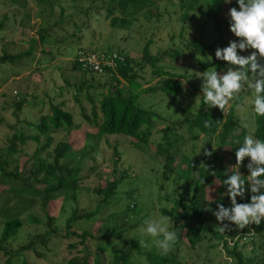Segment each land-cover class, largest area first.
Returning a JSON list of instances; mask_svg holds the SVG:
<instances>
[{"label": "rangeland", "instance_id": "374dc122", "mask_svg": "<svg viewBox=\"0 0 264 264\" xmlns=\"http://www.w3.org/2000/svg\"><path fill=\"white\" fill-rule=\"evenodd\" d=\"M90 1L77 0L75 2L79 6L74 7L72 0H59L60 3H58L64 7L63 16L70 15L71 19L70 24L66 22L60 24L61 27L58 30L61 34V42L52 48L50 54H43L38 48L40 51H34L31 56L22 57L13 63L0 64V150L7 147L9 138L15 132L24 135L36 133L31 125L38 122L42 108L45 112L49 98L60 100L56 94L60 87L63 88L61 98L65 99V107L74 114L76 122L81 120L78 115L79 105L89 112L92 103L83 99L79 105H76L72 97L75 91L73 83L79 82L78 71L74 70L72 65L76 49L80 46L100 50L109 47L113 50L121 49L132 59L140 58L141 51L148 41H150L149 50L152 54L168 48H177L181 50V53L172 56L176 57L174 60L165 57L162 67L187 76L182 78L183 87L177 96L141 94V105L152 107L162 117L155 122L149 146L144 147L143 150L131 146L129 137L122 134L103 137L88 135L86 133L92 131L82 122L71 130L73 134L64 130L59 135H55L54 141L67 140L69 137L76 138L73 153L78 155L85 152L87 155L80 162L79 174L82 178L78 181L79 189L74 192L66 190L55 194L57 200L54 211L55 224L59 227V231L51 233L50 241L48 240L45 246L42 245L40 237H44L48 228L45 226L39 201H35L31 208L23 212L21 217L24 224L17 235L8 240L6 246L13 251L33 241L34 249L14 255H6L0 251V264H24V260L25 264H73L72 259L81 261L83 258L92 264L95 257L99 260V264H121V260L114 262L112 252L115 250L124 254L125 241L129 238L143 241L142 246L145 249L160 250L153 243L155 238L143 232L144 220L148 218H166L165 226L169 231L176 232L178 236L171 251L179 256L178 259L182 264H230L231 260L226 256L224 241H227L230 248L237 242V247L242 250L246 259L250 260L249 264H263L260 259L259 239L253 236L251 230L243 232V229L249 228L251 224L240 229L234 223L225 220L223 224L228 227L224 232L220 230L222 224L217 221L213 212L218 210V204L226 208L231 207L230 198L225 195L226 191L216 202L213 201L203 208V213L206 215L205 227L209 230L202 233V240L195 246H190L184 238L176 219L161 213L162 208L171 209L174 201L179 200L180 197L187 199L190 196L192 184L177 173L180 161L182 156H186L195 166H200L203 150L207 144V135L199 128H192L191 134L180 122L192 116L190 113L197 109L202 99L198 98L196 102L197 96H202L203 81L198 76L209 68L213 70L209 61L214 51L213 53L194 51L188 43L192 38L201 37L203 41L218 44L221 48L219 42L227 39V35L216 32L212 19L206 18L208 20L206 23L207 21L202 19V13L198 11L189 10V19L186 22L182 21L180 18L182 10L178 6V0H158V9H152V13H156V16L137 17L131 29L113 28L109 21L104 19L102 10L98 16L94 18L92 16L88 21L78 17V9L86 8ZM230 2H235L239 10L237 0H230ZM27 3L25 8H21L17 5L4 4L0 0V20L4 19L3 29L0 30V56L3 53L15 54L29 49L28 39L36 35L37 26L31 28V25H36L32 11L36 10L37 5L32 0H27ZM27 9H31L32 16L30 14L29 23L23 24L24 12ZM59 11L56 8L57 19L60 16ZM94 11L95 9L92 10ZM55 31L57 30L54 29L53 33ZM253 51L255 50L247 48L240 50L238 55L247 57ZM200 61H208V63L201 66ZM132 66L137 80L142 82L144 87L153 82L154 79L147 65L141 67L133 64ZM15 79L21 83L16 84ZM66 81L69 85H66ZM104 81L106 77L98 75L93 77V83L97 88H101V83ZM19 93L28 94L26 97L29 102L16 115L13 103L18 99ZM239 96L242 97L241 105H243V107H237L239 123L246 129L247 135L255 138L252 93L246 89L236 99ZM41 99L44 101L43 104L40 103ZM245 124L247 127H244ZM161 128L166 129L167 135L171 133V138L181 145L179 152L174 153L171 163L167 157L162 158L156 152L157 144L164 135L160 131ZM195 134H197L195 139H188L190 135ZM176 135L181 136V139H176ZM168 137L165 135V143L170 141ZM18 148L21 150L16 155V161L8 163L6 169L8 172H14V167L17 165L18 173L26 177L33 163L31 155L36 145L27 142L24 146L18 144ZM47 161L50 162V159ZM235 165V155H231L225 172ZM192 171L196 174L195 170ZM115 178L120 180L113 195L115 200L110 205L104 206L94 218L78 220L71 225L72 231L81 233L86 230L92 234V237L83 241L75 235L66 236L65 220L73 208L79 203L80 209L94 210L96 195L92 192V188L102 187ZM3 188L5 190L0 192V206L10 208L25 204H17L15 194L6 189L7 184ZM237 202L246 203V196L237 197ZM29 215L35 216L42 222L40 224L30 222ZM3 220L0 217V235ZM137 222L141 223L137 228H128ZM120 229H122L121 232H119ZM127 256L129 264H145L144 258L135 251H130Z\"/></svg>", "mask_w": 264, "mask_h": 264}, {"label": "trees", "instance_id": "16d2710c", "mask_svg": "<svg viewBox=\"0 0 264 264\" xmlns=\"http://www.w3.org/2000/svg\"><path fill=\"white\" fill-rule=\"evenodd\" d=\"M72 1L74 7L79 6L75 2L77 0ZM1 2L17 5L21 8H25L26 4H28L27 0H1ZM32 2L37 7L35 11H32L34 12L36 25H31V28L37 27L36 35L30 36L28 39L30 43L29 49L15 54L3 53L0 56V64L13 63L22 57L31 56L34 51L39 50L38 48L43 54H50L52 48L60 44L61 34L58 29L61 27L60 24L62 22L70 24L71 16H63L64 7L59 4V0H32ZM178 2V6L182 10L180 16L182 21L186 22L189 19V10L198 11L202 13V19L206 20V23H208L206 18L212 19V25L216 32L227 35V39L219 42L221 48L228 47L232 41L240 42V38L230 31L231 18L229 11L233 7L236 8L235 2H225V0H178ZM158 7V0H91L86 8L78 9L77 16L88 21L91 20L92 16L93 18L98 16L100 10H102L104 19L108 20L113 28L131 29L137 17L151 18L156 16V13H152V9H158ZM56 8L60 10L59 19L55 16ZM94 9L95 11L92 12ZM30 14L31 9L25 10L23 24L30 22ZM3 26L4 19L0 20V30L3 29ZM54 29L57 30L55 31L56 33H53ZM149 45L150 41L144 45L139 59H132L124 50H113L111 47L101 50L78 47L72 67L78 71L79 82L73 83L75 91L72 97L75 99L76 105H79L83 99L92 103L89 112L79 105L78 115L81 120L76 122L74 114L65 107V99L61 98L63 97V88L60 87L59 92L56 93L60 100L49 98L45 112H43L42 108L38 122L31 125L36 133L24 135L23 133L15 132L9 138L7 147L0 150V192L5 190L3 186L7 184L8 188L6 189L15 194L17 204L25 203L24 205H15L10 208L0 206V217L4 219L0 235V251H3L4 254L14 255L34 249L33 241L13 251L7 248L6 243L17 235L24 224L21 214L31 208L35 201L40 203L45 226L48 228L44 237H40L42 245L45 246L48 240L50 241L49 236H51V233L59 231V227L55 224L56 216L54 211L57 206L55 194L66 190L74 192L79 189L78 181L82 178V175L79 174L80 162L87 155L85 152L78 155L73 153L72 149L77 142L76 138L71 139L69 137L67 140L54 141L55 135H59L64 130L67 133H71V130L82 122L86 128L92 131L87 132L86 134L88 135L103 137L111 134H122L129 137L131 146L138 150H143L144 147L149 146L154 133V124L156 121L161 120L162 117L152 107L141 105V94L177 96L183 87L182 78L187 76L162 67L165 57L174 60L176 57L172 56H177L181 53V50L168 48L157 52V54H152L150 53ZM188 45L194 51H211L212 53L214 51L209 62L213 70L215 69L218 73L223 74L230 67L226 61L215 57L216 49L219 48L218 44L208 43L203 41L201 37H197L190 39ZM91 50L104 53L115 52L123 56L124 61L120 62L113 70H105L100 74L93 73L83 69L76 61L77 52ZM237 51L239 52L240 50L238 49ZM207 63L208 61H200L201 66H205ZM133 64L141 67L148 66L154 79L150 85L144 87L142 82L137 80ZM95 75L106 77V81L101 83L102 89L94 85L93 77ZM14 81H16V84L21 83L18 79ZM65 83L69 85L68 81ZM26 95L28 94L19 93L18 99L14 100V114L17 115L19 111L28 105L29 101ZM40 103L43 104L44 101L41 99ZM241 103L242 97L239 96L230 102L226 113H224L218 107L210 108L205 105L201 99L197 109L190 113L192 116L180 122L191 134V129L197 127L207 135L202 164L209 166V171L205 167H201V165L195 166L188 157L182 156L177 173L192 184V193L187 199L180 197L179 200H175L171 209L162 208L161 213L179 222V228L190 246L198 244L202 240V233L209 230L205 227L206 215L203 213V208L213 203V201L216 202L227 191V186L223 185V180L228 178L225 175V167L229 157L235 155L240 147L239 144L243 143V139L247 135V131L240 125L237 115V107ZM253 120L255 138L264 141V116H258L253 111ZM206 121L210 122V128L205 127ZM160 131L164 135L163 139L157 144L156 152L162 158L167 157L171 163L174 153L179 152L181 145L178 141L171 138V133L168 134V137L166 129L161 128ZM165 135L170 139L167 143L164 141ZM196 137L197 134L190 135L188 139H195ZM176 139H181V136L176 135ZM27 142H32L36 145L35 151L31 155L33 163L27 176L23 177V175L18 173L17 165L14 167V172H8L6 165L16 161V155L21 150L18 148V144L24 146ZM213 147L216 148L213 149ZM205 151L212 152V155L210 157L206 156L204 154ZM48 159H50V162L47 161ZM249 162L250 158L246 157L239 167V171L245 179H247L249 174L247 168ZM192 170H195L196 174ZM211 172H215V176ZM228 175H231V172ZM119 182L120 180L115 178L102 187L92 188V192L96 195L95 209H80L78 203L77 207L73 208L71 214L65 220L66 236L75 235L83 241L88 237H92V234L86 230L81 233L72 231L71 225L78 220L94 218L104 206L110 205L115 200L113 195ZM245 189L244 197L246 196V203H250L252 194L247 181L245 182ZM261 191L264 192V189ZM127 207L129 208V205ZM28 220L38 224L42 222L32 215H29ZM139 224L141 223H133L128 228H137ZM249 230L253 232L255 238L259 239L260 259L264 264V220L259 225L251 224L250 228L243 229V232H249ZM121 231L122 229L119 230V232ZM224 246L226 256L231 260L230 264L250 263V260L246 259L242 250L237 247V242L230 248L227 241H224ZM124 247V254L115 250L112 252L115 263L121 260V264H129L127 254L130 251H135L144 258L145 264H182L178 259L179 256L173 251L162 254L161 250L154 248L145 249L137 238L127 239ZM23 262L24 264L26 263L25 260ZM72 262L73 264H90L85 258L81 261L72 259ZM92 264H99V260L95 257Z\"/></svg>", "mask_w": 264, "mask_h": 264}, {"label": "clouds", "instance_id": "9594fccd", "mask_svg": "<svg viewBox=\"0 0 264 264\" xmlns=\"http://www.w3.org/2000/svg\"><path fill=\"white\" fill-rule=\"evenodd\" d=\"M230 2V0H225ZM239 10L233 7L229 11L231 18L230 31L240 42H230L228 47L217 48L215 57L226 61L230 67L223 74L210 68L198 76L202 79L201 85L203 103L207 106L218 107L226 113L230 102L244 90L252 93V110L258 116H264V0H237ZM247 48L254 49L251 55L245 57L238 55L239 50ZM243 107V105H240ZM205 127L210 128V122H205ZM244 127H247L245 124ZM239 144V142H237ZM235 153L236 165L226 170L227 179L223 185L227 186L225 195L230 198L231 207H224L218 204V210L213 212L217 221L221 222L222 232L228 227L223 224L225 220L234 223L238 228L243 229L250 224L259 225L264 220V141L247 135L243 143ZM216 148V147H215ZM213 147V149H215ZM206 156L212 152L205 151ZM250 158L247 165L250 175L245 179L240 171L244 159ZM209 171V166L201 164ZM235 169V171H233ZM231 175H228V172ZM215 176V172H211ZM250 185V203H238L237 197L245 195V182ZM164 219L148 218L144 220L143 232L155 238L153 243L161 250L162 254L171 251L172 246L178 239L176 232L169 231L165 226ZM141 245L143 241L140 242Z\"/></svg>", "mask_w": 264, "mask_h": 264}, {"label": "built area", "instance_id": "2783aa9c", "mask_svg": "<svg viewBox=\"0 0 264 264\" xmlns=\"http://www.w3.org/2000/svg\"><path fill=\"white\" fill-rule=\"evenodd\" d=\"M76 61L83 69L100 74L105 70H113L124 61V57L117 53H104L102 51H79L76 54ZM250 228V227H249ZM253 234V232H251Z\"/></svg>", "mask_w": 264, "mask_h": 264}]
</instances>
